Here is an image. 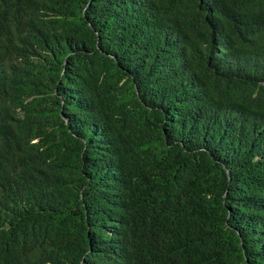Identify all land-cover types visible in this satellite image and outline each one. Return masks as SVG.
Here are the masks:
<instances>
[{
  "label": "trees",
  "instance_id": "16d2710c",
  "mask_svg": "<svg viewBox=\"0 0 264 264\" xmlns=\"http://www.w3.org/2000/svg\"><path fill=\"white\" fill-rule=\"evenodd\" d=\"M0 264H264V0H0Z\"/></svg>",
  "mask_w": 264,
  "mask_h": 264
}]
</instances>
